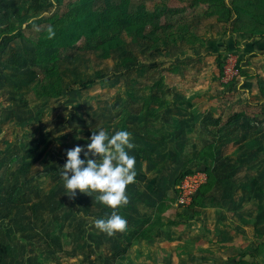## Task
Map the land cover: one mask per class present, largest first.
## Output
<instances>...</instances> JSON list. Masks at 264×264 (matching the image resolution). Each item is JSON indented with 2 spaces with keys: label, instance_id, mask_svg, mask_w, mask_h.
<instances>
[{
  "label": "rangeland",
  "instance_id": "1",
  "mask_svg": "<svg viewBox=\"0 0 264 264\" xmlns=\"http://www.w3.org/2000/svg\"><path fill=\"white\" fill-rule=\"evenodd\" d=\"M231 3V0H101L100 6H94L86 0H0V264H147L127 244L126 249L117 243L109 250L106 248L109 244L97 248L96 193L91 197L77 190L74 198L65 195L61 168L67 150L77 145L83 147L93 132L104 129L111 135L119 127L142 126L141 122L147 118L145 111L149 115L157 108L146 103L147 100H174L187 87H192L188 92H195L196 97L240 100L236 109L245 111L253 126L260 125L262 153L254 154L253 150L246 160L249 165L261 160V177L256 170V186L261 182L262 195L251 203L245 202L247 211L253 215L240 223L244 227L253 223L255 227L253 237L248 234L245 242L247 253L264 243V48L257 46L244 57V44L239 51L233 49L234 58L250 75L236 76L226 83L220 71L229 50L226 46L215 53L198 50L190 54L178 43L184 25L203 28L212 24V29L217 28L222 34L232 31L234 17L226 13ZM92 12L132 24L129 29L110 30L112 27L107 23L109 31L100 34L102 39L123 41L109 55L102 47H95L97 41L90 46L85 44V36L79 37L74 29L76 23ZM154 14L156 19L152 18ZM202 15L216 16L205 19ZM222 17L227 24H223ZM59 21H64L62 34L68 28L65 41L61 32H48ZM142 24L147 39L137 40ZM45 32L49 40L39 37ZM213 40L217 46L222 43L216 38L206 45L209 47ZM52 41L55 42L50 44ZM111 70L120 74L87 88L71 89L98 72ZM49 73L55 74L49 77ZM10 77L21 81L22 87L31 86V90L27 93L12 90ZM48 83L53 84V90L42 93ZM240 86L243 90L238 91ZM252 118L260 122L257 124ZM253 131L246 129L248 145ZM134 136L137 147L141 138ZM137 152L141 157L142 149ZM183 165L176 180L186 169L202 167V163L193 159ZM250 170L246 168L244 175ZM172 182L166 181L163 186L173 185L170 201L177 193L176 183ZM199 197L200 194L195 204L185 210L171 205L164 215L167 213L190 230L197 217ZM186 230L181 247L174 251V246H170L174 242L166 240L152 253V264H178L176 256L182 245L192 244L190 236L195 233ZM134 244L135 240L131 246ZM126 255L125 259L117 258Z\"/></svg>",
  "mask_w": 264,
  "mask_h": 264
},
{
  "label": "crops",
  "instance_id": "2",
  "mask_svg": "<svg viewBox=\"0 0 264 264\" xmlns=\"http://www.w3.org/2000/svg\"><path fill=\"white\" fill-rule=\"evenodd\" d=\"M215 16L202 15L205 19ZM216 23L219 25V22ZM211 26L213 25H204L205 28H202L195 24L184 25V31L181 33L183 37L178 41L184 52L192 54L200 50L205 53L208 51L206 44L211 42L208 41L210 39L219 38L223 44L228 35L224 31L223 34L218 32L217 28L212 29ZM220 26L224 27L221 23ZM212 42L215 43V40ZM194 83H191L192 86ZM190 88L192 87L182 88L180 96L174 100H147L146 103L157 107L155 112L146 115L147 118L141 122L142 126L130 129L133 138L138 135L141 143L131 149L136 153L137 168L135 181L127 186L131 199L120 205V209L128 218V224L124 230L118 229L113 234L97 228V248L109 244L110 247H106L109 250L113 245L119 244L117 246H124L126 249L129 245L131 250L137 251V258H142L147 264H152V253L159 250L166 240L174 242L170 246H174V251L178 250L188 226L170 218L167 213H161L160 218L164 222L156 228L153 238L139 239L138 234L159 216L160 203L168 199L173 185L163 187L166 181L173 180L172 184L176 183L175 177L183 170L184 161L193 159L202 163V167L191 170L206 168V161L202 156L208 151L214 153L213 158H208L211 161L214 183L207 192L200 194L196 208L197 217L193 219L195 222L191 229L186 230L187 233L195 232L190 236L192 244L182 245L176 260H179L178 264H243V261H252V255L258 251L256 258L264 264V243L254 251L246 252L245 242L248 240V234L253 237L255 233L253 223L250 227H244L243 222L240 223L241 219L253 215L251 211H247L245 202L251 203L262 195L261 182L256 186V170L261 177V160L251 165L246 160L247 154L253 150L254 154L262 153V131L258 124L260 120L252 118L258 124V127L253 126L251 118L247 120L249 115L236 109L235 104H241L240 100L223 101L196 97L195 92H188ZM241 90L243 88L240 86L238 91ZM201 94H204V91H201ZM207 94L206 96H210ZM251 104L253 103L249 105ZM236 110L239 114L233 113ZM225 118L228 120L225 121ZM247 121L248 125L245 124ZM249 128H253L254 133L248 145L246 129ZM141 149L140 157L137 150ZM246 168L251 170L244 175ZM253 173L255 177L252 176ZM95 203V218L106 215L111 210V205H103L96 199ZM179 217L177 216V219H182ZM180 225L182 229L179 228ZM133 240L135 244L131 246ZM127 257L128 255L117 258ZM166 261L168 263V260Z\"/></svg>",
  "mask_w": 264,
  "mask_h": 264
},
{
  "label": "trees",
  "instance_id": "3",
  "mask_svg": "<svg viewBox=\"0 0 264 264\" xmlns=\"http://www.w3.org/2000/svg\"><path fill=\"white\" fill-rule=\"evenodd\" d=\"M86 1L92 2V5H94V6H96L98 4L100 6V2H101V0H86ZM231 2L232 3H231L230 10L229 11L227 10L226 13H229V14L232 13L231 18H232V16L234 17V23H233V25H231L233 27V30L232 31L227 30L225 32V34L228 35V37L226 38V41L224 39L223 44L221 43L220 45L217 46V44H215L213 42L208 47L207 50L211 53L212 52L215 53V52H218L220 50V47L226 46L229 49L228 51H232L233 49L239 51L240 47L244 44V50H245V55H243V57H244V56H246L247 53H252L253 50H255V48L257 46H259L260 48H264V0H231ZM222 11H224V9ZM152 18L156 19L157 15L156 14L152 15ZM221 21L223 22V24L228 22V21H224L223 17H222ZM63 23H64V21H59V23H56L55 25H53V27L51 29H49L48 32L49 33H52V31H56L58 33L61 32L60 36L63 38V41H65V39H66L65 37L67 35L68 28H66V30L64 29L65 34H62V32H63V27H62L63 25L62 24ZM107 23H110V25L112 27V28H110V30H115L114 27H117L120 29H124V28L129 29L132 27V24L127 22L124 19H121L118 17H112L110 15H105V14L98 15L95 12H92L87 17H85L84 21L76 23L74 29L77 32V34L80 35L79 37L85 36V38H86L85 44L87 43L90 46L95 41H97L96 42L97 44H95V47L96 48L102 47V51H104L106 53V55H109V52L111 50H114L117 47L121 46L123 41L120 39H117V40L114 39V41L109 40V39H107V40L102 39V36H100V34H102L104 32L107 33L109 31V29H107V27H108ZM142 28H143L142 31H137L138 36L135 37V39H137V40L147 39V37L144 33V29H145L144 24H142ZM97 36H100V37H97ZM39 37L43 38L44 40H45V38L46 39L48 38V40L50 38L48 36L47 32H45L44 35H40ZM246 38H247V40H246ZM58 40H61V39H58ZM244 40H246V41H244ZM54 42L55 41H52L50 44H53ZM251 49H253V50H251ZM241 60L242 59H240V61ZM237 65L241 69L239 77L243 78V77L250 75L249 73H247V71L245 69L243 70V67L240 66L241 62L237 63ZM220 71H221V73H223V62H222ZM54 74L55 73H49L48 76L50 77L51 75H54ZM119 74H120L119 72H116L114 70L108 71L107 73L98 72V74L95 77L90 78V80L86 81L85 83L74 84L71 89L73 90V89H77V88H87L91 84L98 83L99 81H103L105 79L113 78L115 76H118ZM11 80L13 81V85H11L10 88H12V90H14L18 93H27L32 88L31 86H23V87L20 86L19 82H21V81H18L16 77H10L8 79V81H11ZM49 90L50 91L53 90V84L52 83H48V85H46V87L43 86L42 93H48ZM146 113H147V111H145V115H147ZM209 148L211 149L212 146H209ZM206 150H207V148H206ZM213 157H214V153H209L208 151H206L205 154H203V156H202V158L205 159V161H206V168H201L198 170L186 169L185 171H183L181 176L176 180V184H175L176 185V192H178V186L186 175L192 174V173L199 171V170L207 172L208 180L201 187L198 194L207 192L214 183V176H213V173L211 171V161H209V159H208V158H213ZM197 196H196V198H197ZM175 197H173V200H171V201L169 199H164L160 203L159 208H158V212L160 213L159 216H156L150 222V224L143 231H141L140 234H138L139 239L148 240V239L153 238L154 231L156 230V228L158 226H161L164 222V221H161V218H160L161 213H163V212L165 213L166 210L168 208H170L171 205H173L172 201L175 200ZM196 198L194 199L193 205L196 202ZM183 210H185V209H183ZM256 254H258V251H256V253L254 255H252L253 256L252 261H243V264H261L260 259L256 258V256H257Z\"/></svg>",
  "mask_w": 264,
  "mask_h": 264
},
{
  "label": "clouds",
  "instance_id": "4",
  "mask_svg": "<svg viewBox=\"0 0 264 264\" xmlns=\"http://www.w3.org/2000/svg\"><path fill=\"white\" fill-rule=\"evenodd\" d=\"M136 143L127 127L113 134L100 129L93 132L83 147L75 146L66 152V162L61 168L65 195L74 198L80 193L95 197L111 210L94 220V227L109 234L124 230L128 218L120 205L131 199L127 191L129 183L136 179V153L131 151ZM83 153V159L81 154Z\"/></svg>",
  "mask_w": 264,
  "mask_h": 264
},
{
  "label": "built area",
  "instance_id": "5",
  "mask_svg": "<svg viewBox=\"0 0 264 264\" xmlns=\"http://www.w3.org/2000/svg\"><path fill=\"white\" fill-rule=\"evenodd\" d=\"M224 56L222 80L229 83L236 76H239L241 71L232 51H227ZM207 180L208 174L202 170L186 175L178 186V192L172 203L173 206L178 210L188 209L193 204L194 199Z\"/></svg>",
  "mask_w": 264,
  "mask_h": 264
}]
</instances>
